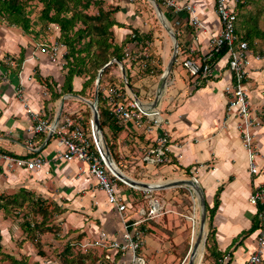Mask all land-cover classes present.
<instances>
[{"label": "crops", "instance_id": "1", "mask_svg": "<svg viewBox=\"0 0 264 264\" xmlns=\"http://www.w3.org/2000/svg\"><path fill=\"white\" fill-rule=\"evenodd\" d=\"M177 1L181 4H192L202 19L204 28L200 30L189 25L186 10L174 14L164 7L162 9L164 21L175 37L177 35V41L184 50L180 55L183 57L191 49L192 56L199 57L207 50L210 33H216L220 27L214 12L213 0ZM115 5L118 6V10L113 16L122 25L113 26L115 42L120 44L124 41L125 49L139 46L157 61L153 73L145 71L136 73L124 58L123 61L119 60L124 67L125 78L130 86L128 90L149 108L158 109L162 118L161 123L144 132L135 129L131 121L119 122L123 128L118 135V150L121 155H131L133 148L140 147L145 150L146 147L155 143L157 137L167 134L170 162L159 167L145 165L136 155L133 156L137 160L136 163L146 168L145 174H148L153 181L155 180L154 183L196 178L204 192L206 206L213 207L217 199L214 213L210 216L208 212V230L212 231V252L207 261L202 264H243L255 249L257 231L260 228L258 211L264 204L253 205L248 201L250 193L257 186H264V116L262 125L254 131L256 163L259 168V173L254 174L249 171L247 153L239 132L235 129V121L231 118L228 122L225 121L228 96L224 86L231 81V74L225 65V56L220 57L216 62L214 75L197 86L193 84L185 71H181V66L179 68L172 66L163 93L156 100L159 79L171 58L173 45L165 35L159 32V29L151 31L149 22L144 24L142 18L133 17L136 15L135 5L129 0H116ZM176 20L179 21V25L175 24ZM133 29H136L139 34L151 33L152 36L145 45H141L136 40L131 41ZM38 35L36 36L34 31L26 33L18 27L0 24V145L10 155L50 158L58 148L54 137L46 140L47 134L40 133L32 139L31 144L27 141L29 137L27 129L35 121L25 112V106H29L34 111L40 110L46 117L53 119L62 96L66 95L63 110L70 107L75 111L78 108L75 107L74 101H83L77 98V95L88 100H92L93 97L90 99L79 93L84 76H73L71 90L61 91L67 86L65 75L68 54L65 55L63 65L51 62L48 53L37 47L38 43L47 42L40 41ZM59 36L60 29H56L50 41L59 40ZM125 63H128L129 68ZM252 66L256 70L250 73L248 94L251 104L259 107L264 104V64L253 62ZM115 74L117 85L121 87L123 75L119 64ZM94 88L95 81L93 94ZM56 94L59 96L56 97ZM85 103L80 105L79 111H85L86 108L90 111L88 104ZM138 153L137 150L136 154ZM78 165L77 161L62 160L45 165V168H53L54 179L60 188L69 186L71 189L69 192L63 189L64 191L54 194L53 200L59 201L60 211H64V214L70 207L79 211L78 216L72 217L76 228L61 229V235L60 232H56V243L60 240L65 242L64 235L68 232L72 233L71 236L83 235L80 240L85 242L95 239L103 230L107 231L111 237H115L112 235H116L121 228L119 216L112 206L107 204L103 191L94 189L91 186L93 183H89L92 180L87 179L86 175L75 178ZM32 172L23 168H17L9 173L1 172L0 180L5 179L0 191L3 192L17 184L24 188L33 185V180L29 179ZM68 174H70L69 177H67ZM38 175L41 176V174ZM42 178L40 177L39 180ZM25 179L26 182L22 181L25 182L23 185L20 180ZM177 187L181 186L164 187L165 190L160 192L164 194L159 197L155 194L147 195L146 202L150 196L162 202L165 210L175 208V203L177 204L183 198L175 189ZM80 189L83 194L77 197L73 192L78 193ZM122 193L130 204L132 195L125 189ZM183 194L191 199L192 191ZM167 212L150 219L154 221L153 224L148 220L144 225L146 230L142 255L145 264H173L178 259V256L175 257L174 254H176L175 251L180 252L182 249V246H179L184 239L185 226L177 220V215ZM163 214L165 215L161 217ZM160 221L163 228L157 226ZM6 233L8 235L6 242L10 245L14 241L12 236L17 233H21L22 239H25L18 247L27 250L32 245L31 240L26 239L25 233L20 229H6ZM3 239L6 240V237L3 236ZM2 244L6 245V243ZM40 244L45 250L48 249L49 245L41 239ZM39 258L37 259L39 264H59L43 256ZM197 259L199 262L200 259ZM262 261L264 264V247Z\"/></svg>", "mask_w": 264, "mask_h": 264}, {"label": "built area", "instance_id": "2", "mask_svg": "<svg viewBox=\"0 0 264 264\" xmlns=\"http://www.w3.org/2000/svg\"><path fill=\"white\" fill-rule=\"evenodd\" d=\"M156 2L160 3L158 5L161 6V10L165 7L174 14L186 10L188 24L195 29L201 30L204 28L203 21L192 4H181L177 0H156ZM237 2L238 0H213L214 12L220 25L219 30L216 33H210L205 52L199 57H194L190 49L187 54L183 55L179 64L186 71L193 84L197 86L204 81H208L214 75V66L218 61L216 54L223 47L226 48L224 54L226 58L225 65L231 74V81L224 86L228 96L225 121L228 122L229 118L235 121V129L239 132L242 145L247 153L249 171L257 174L259 168L256 163L257 151L254 143V131L262 125L264 104L259 107L251 104L248 94L250 84L248 80L251 79L250 73L256 70L253 68L252 63L264 64V50L255 51L246 40L238 38L235 32V7ZM175 24L179 25V21L176 20ZM51 27L59 29V26L54 23L49 24V28ZM131 37L134 38L133 33ZM37 47L39 50L48 53L51 62L60 65L65 64L64 59L67 50L62 41L41 42L38 43ZM183 51L178 50L177 46L176 55L178 53L180 55ZM124 59L130 62V66L136 73L145 70L153 73L157 65L156 59L139 46L126 48ZM121 81V87L111 85L103 90L102 96L110 104V111L117 121L120 123L131 121L135 129L141 132L149 131L152 127L161 123L160 111L155 108H148L138 98L136 100L130 94L123 78ZM25 112L30 114L31 119L35 121L27 129L29 134L28 143L31 144L32 139L37 134H50V137L55 138L58 148L50 158L41 156L22 157L10 155L0 145V173H9L17 168L34 172L44 169L46 173H49V169L45 168L46 163L51 164L56 160L81 163L78 170L81 172L87 171L93 177L96 187L103 191L107 203L112 206L119 216L121 228L116 235H112L115 237H111L107 231L103 230L95 239L85 242L80 241L76 247H80L83 252L90 249L97 252L101 257L99 264H145L142 248L146 228L142 227V224L168 211L163 208V203L149 197L147 205L136 209L140 217L134 219L130 216L131 206L127 203L126 196L122 193L121 186L118 185L117 181L119 180L125 185L128 184L114 174L106 163L100 146V143L104 146L103 142L105 140L103 141L96 135L91 116L88 129H86L81 122V112L79 110L62 109L56 124H54L55 117L49 119L40 110L34 111L27 105L25 106ZM169 150L167 134L160 135L155 139L154 144L145 148L142 160L146 162V165L166 164L170 162ZM248 201L253 205L264 203V186H257L250 193ZM127 211L128 214L125 217ZM258 218L260 228L257 231L256 246L243 264H263L264 207L259 209Z\"/></svg>", "mask_w": 264, "mask_h": 264}, {"label": "trees", "instance_id": "3", "mask_svg": "<svg viewBox=\"0 0 264 264\" xmlns=\"http://www.w3.org/2000/svg\"><path fill=\"white\" fill-rule=\"evenodd\" d=\"M33 0H0V24L5 23L10 26H15L20 28L23 32L30 33L33 32L31 28V21L29 18V10H26L28 4ZM42 4L39 18L42 21L39 29L35 32L37 36L39 33L44 32L47 24H57L60 29L59 40L62 41L67 48V73L65 75L66 87H63L61 91H70L71 82L73 76H84L83 85L81 92H79L84 97L92 99L93 97V85L95 81L96 74L100 68H102L108 60L111 58H116L123 61L125 52V42L117 44L114 40L113 26H122L117 22L113 16L114 12L118 10V6L114 5L110 9L105 8L101 5L100 0H36ZM159 3V2H158ZM160 4V3H159ZM91 6H96V13H88L87 10ZM245 3L243 0H238L235 11H236V21H235V32L239 39H244L248 42L249 46L255 51L264 50V44L262 46L256 47L259 40L264 41V30L256 27V22L254 24V29L249 28L247 23L251 22L250 18H245V16L240 15L238 11L239 8H243ZM242 12V11H241ZM248 26V27H246ZM244 27L242 31L241 28ZM134 38L141 45L151 38V33L139 34L136 29H133ZM177 38V35H176ZM130 39H128L129 41ZM260 44V43H259ZM178 50H182L180 43H178ZM226 52V48L223 47L219 53L216 54V59L223 57ZM179 53L176 55V60L178 59ZM176 60L174 65L176 64ZM127 61V60H126ZM129 64L130 62L127 61ZM132 64V63H131ZM116 66V67H115ZM118 64L113 62L103 69L99 81V98H98V111L100 127L103 130L104 139L109 152L118 165V167L125 172L132 163L139 166L133 156L138 155L141 161L146 165V162L142 160L145 150L140 147L137 149L133 148V153L131 155H121L118 150V135L120 130L123 128L122 125L117 121L115 116L110 111V104L103 99V90L111 85H117V77L115 74ZM148 72V70H145ZM190 78V77H189ZM129 79V75H128ZM92 85V93L88 91V87ZM61 93V92H60ZM59 94H56L58 97ZM81 112V122L86 129L89 126V119L91 113L88 108ZM103 125L107 128V134L103 129ZM138 150V154L136 151ZM164 164L158 165L162 166ZM140 167V166H139ZM142 168V167H140ZM144 168V167H143ZM118 185H125L121 181H117ZM127 186V185H125ZM129 187V186H128ZM25 190L20 189L18 193L10 195L9 197H4L0 194V212L7 214L10 209L9 205L21 208L23 201L26 200V194L23 193ZM145 197V196H143ZM8 198V199H6ZM7 200V201H5ZM134 198L130 201V206L133 208L132 203ZM142 206V204H140ZM217 199H215L213 207L207 205L209 215L211 216L216 208ZM140 207V206H139ZM264 204L259 208H263ZM138 208V206H137ZM135 208V209H137ZM148 221V220H147ZM145 221L142 227L146 225ZM22 231L25 233L26 239L32 240L36 235V230H40L41 233L45 231H50L51 229H32L30 221H25L22 223ZM190 229V228H189ZM56 232H60L61 229H55ZM40 233V234H41ZM0 229V256L3 260H8L9 264H39L38 261L29 262L27 257H20V259L15 256L8 254L3 251V235ZM189 231V242L191 238ZM72 233L68 232L65 236L64 248L65 252H68L66 257V264H99L101 257L98 253L93 250H88L83 252L81 249H76L73 251L74 247L81 241V236H71ZM71 237V238H70ZM69 238V239H68ZM25 239H22L23 242ZM20 241V245H21ZM212 231H208L205 243L204 260H207L212 252ZM188 251V250H187ZM74 253L77 257L74 256ZM41 254V253H40ZM201 257V250L199 254V259ZM198 260V259H197ZM205 261H203L204 263Z\"/></svg>", "mask_w": 264, "mask_h": 264}, {"label": "rangeland", "instance_id": "4", "mask_svg": "<svg viewBox=\"0 0 264 264\" xmlns=\"http://www.w3.org/2000/svg\"><path fill=\"white\" fill-rule=\"evenodd\" d=\"M243 1L245 3V6L243 8L238 7V11L240 12V15L242 16L244 15L245 18L251 19V22L247 23V25L250 26L249 28L254 29V24L252 22H256V27L261 30H264V0H243ZM115 2L116 0H111V1L100 0L101 5H103L105 8H108V9H110V7H113L115 5ZM129 2L135 5L134 10H135L136 15H133L134 18H136V16L137 18H142L143 19L142 22H144V24L146 22H149L151 25V31H153L154 29L155 30L159 29V32L165 35L171 41L173 45V41L170 38V34L167 32L164 25L158 18L155 8L152 5V2L150 0H129ZM41 7H42V4L36 0L31 1L26 7V10L27 11L29 10V18L31 21L32 31H37L40 27L39 24L42 23V21L39 18ZM96 11H97L96 6H91L87 10L88 13H96ZM241 30L243 31L244 27L241 28ZM54 31H56V29L53 27L49 28V24H47L44 29V32L38 35V38L40 39V41L46 40L47 42H51L50 40L52 39V35L54 34ZM259 41H260L259 42L260 44L257 43L256 47L262 46V44H264V41L262 40H259ZM171 52H173V48ZM181 59H182V56L179 55L174 67L179 68V66H181L179 64V62H181ZM125 65H128V63H125ZM127 67L129 68V65ZM181 71L183 72L185 70L182 68ZM130 74H133V72H130ZM89 90H90V93H92V85L88 87V91ZM74 102H75V107L78 109H80L81 104L85 103V101H80V100L78 101L76 100ZM68 109H70V107ZM102 127L105 131L106 129L105 125H103ZM105 134L107 133L105 132ZM78 166H81V163H79ZM140 167L132 163L130 166H128L127 169H125L124 173L137 181H143L146 183H154L155 180L153 181V179L149 177L148 174H145L146 168L145 167L143 168V166H140ZM77 172L78 173L75 175V178H81L84 175H86L87 179L90 178L92 180L91 182H89V183H93L91 186L94 187V189L97 188L95 185V181L93 177L90 175V173H88L87 171L81 172L80 170H77ZM38 174H41V176ZM69 175L70 174H68L67 177H69ZM40 177L41 178L44 177L42 178L44 180L42 179L39 180ZM3 179L0 180V190L2 189L1 187H3ZM29 179L33 180V183H34L33 185L25 186L24 188V187H21L20 184H17L15 187L14 186L10 187L4 190L3 192L0 191V194H3L4 197H9L10 195L18 193L20 189H24L25 191L23 193H25L26 194L25 196L27 197L26 200L23 201V205L20 209L14 205L12 206L9 205L10 211L7 214H4V213L2 214L1 213L2 211L0 212V229L1 231L3 230L2 235L6 237V240L3 239L2 241V243H6L5 246L3 245V251L15 256L18 259H20V257H23V256L27 257V260H29V262L31 263L34 261H38L40 259L39 257L43 256L44 258H49L51 260L59 262V264H66L64 260L66 261V257L71 254H68V252H65V249H63L64 241L60 240V242H58L59 245L58 243L55 242V239H56L55 229H65V228L75 229L76 224L75 222H73L72 217L78 216L79 211H77L73 207H70L67 210L68 212L63 214L64 211L63 212L60 211L61 206H59V201L56 199L53 200V197H54V194H58V191L60 192L63 189H66L65 192L66 191L69 192L71 189L69 188V186L64 187V188H60L58 186L57 181H55L54 179L53 168L51 169L49 168V173H46L44 169L40 171H36V172L33 171L32 174L29 176ZM14 181L16 182L17 180H14ZM20 181L26 182V179L20 180ZM25 182H22V184L24 185ZM37 183L39 185H37ZM121 189L122 191L125 189L128 194L132 195V199L134 198V202L132 203L133 208L132 207L130 208V213H131L130 216L134 219H137L140 217V215L137 213L135 208H137V206L138 207L141 206L140 204L144 206L147 205L146 198L143 196L155 194V195H158L159 197L160 195L164 194L160 192L165 190L164 188H153V189H145L142 187L138 188V187H133L131 185H129V187L128 185L127 186L123 185L121 186ZM175 189H177V191L179 192L181 196H183V198L181 199L180 202H177V204L175 203L174 205L175 208H172V209L170 208V210H168L167 213H173L177 215L176 216L177 220L185 226L184 228L185 230L183 233L184 239L181 245L179 246V247L182 246V249L180 252L175 251L176 254L174 255L175 257L178 256V259H176L175 262L173 263V264H176V263L182 264L184 257L187 255V250L190 247L191 238L189 242V231L190 233H192V229H193V225H192L193 221L188 219L187 217L192 216L194 213L193 211L195 209L196 214L194 217V222H195V228H196V225L198 224V221H199L200 211H199V207L197 204V200H195L196 199L195 195L193 194V191L190 187L181 186ZM190 191H192V194H190L191 199L186 197L183 194L185 192L189 193ZM73 193L78 197V196H81V194H83V191L82 189H80L78 190V193L77 192H73ZM127 214H128V211L125 212V217L127 216ZM165 214H163L161 217H163ZM27 220L31 222V225L33 224L32 229H51V230L43 232L42 233L43 235L40 234L41 233L40 230H36V235L31 240L32 245L27 250L22 247H18L20 246L19 243L22 240L21 233L20 234L17 233V235L12 236L14 237V241H12L13 243L11 245L8 244L9 242H6L8 239L6 229L22 230L23 229L22 223H24ZM162 221H160L157 226L163 228ZM150 222L152 224L154 223L153 220H150ZM156 224L157 223H155V225ZM208 231H207V235H208ZM59 234L61 235L62 232L60 231ZM40 239L49 245L48 249L45 250L42 247V245L40 244ZM205 243H206V240H205ZM79 248L74 247L73 251ZM201 250H202V255H201L199 264H202L203 261H207V260H204V253H203L205 252V246H204V249L202 247ZM74 256L77 257L75 253H74ZM8 262H9L8 260H3V258H1L0 256V264H9Z\"/></svg>", "mask_w": 264, "mask_h": 264}, {"label": "water", "instance_id": "5", "mask_svg": "<svg viewBox=\"0 0 264 264\" xmlns=\"http://www.w3.org/2000/svg\"><path fill=\"white\" fill-rule=\"evenodd\" d=\"M150 1L152 2V5L154 6L156 13L159 15L158 18L160 19V21L162 22L165 29L170 34V36L173 40V52H172L171 58H170L169 62L167 63V65H166L165 69L163 70L161 77L159 79L158 89L156 92V100H158L163 93L164 87L166 86V83H167V77H168L169 73L171 72L172 66L174 64V61L176 58L178 41H177V38L175 37V35L173 34L172 30L170 29V27H168L167 24L165 23L163 12L160 9L156 0H150ZM114 61H116L119 64L121 73L123 75L124 82H125L127 88L130 90L129 83H128L127 79L125 78V71H124V67H123L122 63L116 58H111L110 60H108V62L102 68H100L98 70L97 77L95 80L93 99L88 100L86 98H83V97L77 95V98L82 99L83 101H85L88 104V106L90 108V112H91V118L93 121L95 133L103 141H104V136L102 133V129L100 127L99 111H98V85H99L100 75H101L103 69L106 68L108 65H110ZM65 97H66V95L62 96L60 99V105H59V108H58L56 115H55V118H54V124H56L57 120L59 119V117L62 113L63 103H64ZM134 98L137 100V97L134 96ZM50 136L51 135L48 134L46 140H48ZM103 143H104V146H102L101 143H100V146H101V152L104 156L106 163L108 164L110 169L114 172V174H116L121 180L126 182L128 185L135 186L138 188L142 187L145 189L164 188V187H170V186H188L192 189V191L195 195V198L197 200V204H198L199 211H200L199 212L200 216H199L198 228H197L195 240L190 245V247L188 249V253L184 257L182 264H195L196 253H197L198 248L200 247V245H202V247L204 249V246H205V240H206L207 231H208V220H209L208 209L206 206V200H205L204 192H203L202 187H201L200 183L198 182V180L196 178L192 177V178H188V179H178V180L176 179V180H171L168 182L157 183V184L146 183L143 181H137V180L131 178L130 176L126 175L125 173H123L119 169V167L115 163L114 159L112 158L105 141Z\"/></svg>", "mask_w": 264, "mask_h": 264}, {"label": "bare ground", "instance_id": "6", "mask_svg": "<svg viewBox=\"0 0 264 264\" xmlns=\"http://www.w3.org/2000/svg\"><path fill=\"white\" fill-rule=\"evenodd\" d=\"M158 15V14H157ZM159 16V15H158ZM155 184H157V183H155ZM133 187H135V186H133ZM194 213H193V215L192 216H188L187 218L188 219H190V220H192L193 221V223H192V225H193V229H192V234H191V242H190V245L194 242V240H195V237H196V233H197V228H198V224L196 225V228H195V222H194V217H195V214H196V211H195V209H194V211H193ZM202 249V245H200V247L198 248V250H197V253H196V259H195V264H199L200 263V261L199 262H197V258H198V255L200 254V250ZM201 255H202V250H201ZM201 258V257H200ZM185 263V262H184Z\"/></svg>", "mask_w": 264, "mask_h": 264}]
</instances>
